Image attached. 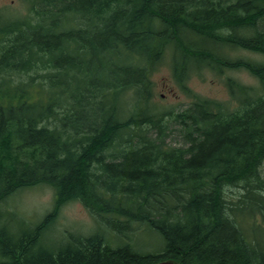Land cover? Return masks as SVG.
Segmentation results:
<instances>
[{
	"label": "trees",
	"instance_id": "16d2710c",
	"mask_svg": "<svg viewBox=\"0 0 264 264\" xmlns=\"http://www.w3.org/2000/svg\"><path fill=\"white\" fill-rule=\"evenodd\" d=\"M27 1L35 3L33 19L0 22V44L7 41L0 50V202L47 183L56 204L41 225L18 234L1 227L0 209V264H264V0ZM172 45L180 48L173 69L181 84L204 68L246 69L260 83L229 77L238 107L202 97L177 114L179 146L166 143L156 115L123 116L116 101L128 88L148 90L150 72ZM237 48L263 58L230 57L227 49ZM124 53L140 64L120 65ZM98 74L102 102L89 93ZM50 118L53 126L42 124ZM145 122L153 125L137 132ZM110 148L117 153L106 161ZM76 199L113 224L116 247L100 232L57 250L43 244L59 208ZM137 224L160 233L163 248L145 253L122 244Z\"/></svg>",
	"mask_w": 264,
	"mask_h": 264
},
{
	"label": "rangeland",
	"instance_id": "374dc122",
	"mask_svg": "<svg viewBox=\"0 0 264 264\" xmlns=\"http://www.w3.org/2000/svg\"><path fill=\"white\" fill-rule=\"evenodd\" d=\"M34 5V2L27 0H0V17L12 21L15 18H25L29 15L33 19L35 16L33 13ZM74 18L76 19L77 16H74ZM1 21H3V19H1ZM76 22L69 21L68 25L71 26L76 24ZM87 22L88 21H85L83 25L86 26ZM47 35L49 34H44V38L46 40H52L50 35L49 37ZM183 36L190 39L191 32L185 31V35ZM21 38V36H18V40H21L20 43H24L26 39ZM57 44H59V42ZM172 46L173 48L168 47L165 50L159 63L156 64L154 69L150 72L148 90L136 92L137 90L135 87L128 88L122 92L124 94H119L117 96L116 101L120 105L118 106L122 107L121 114L123 116L138 114L139 110V113L145 112L156 115L163 128L161 131L165 133L166 143L171 146H179L184 143V139L180 130L181 126L177 121V114L186 108H191V106L202 97L222 102L230 109L238 107V100L231 96L226 84L229 77L255 87H260V83L257 78L246 69L226 70L218 74L214 70L204 68L199 71L190 70L189 77L185 80L184 84H181L175 79V70L173 69V56L175 53L178 54L180 48L175 45ZM2 47L3 46H0V48ZM192 48L197 47L193 46ZM227 51L228 55L232 58L244 57L254 60L263 58L261 54L244 48L227 49ZM117 58L120 61L119 64L122 66L140 64L139 60L135 59L133 56L129 57L126 53L118 55ZM194 60L197 59L195 58ZM114 62L117 64L116 58H114ZM93 66L97 68L94 62ZM52 70L53 69L50 67L48 72L38 71L39 73L36 79L43 80L44 75L50 73ZM130 74L132 73L130 72ZM11 77L14 79H28L26 75H13ZM103 82L104 78L101 74H98V77H96L89 91L90 94H96L92 97L93 101L102 102L105 99V95L102 92L100 93L99 90ZM139 96L141 99H139ZM135 103L138 104V106L135 107L137 109H134L132 106ZM42 124L53 126L55 124V119L50 118ZM150 124L152 123L145 122L141 124L136 131L142 132L147 130ZM155 130V128H151L150 134H153ZM150 136L153 137V135ZM183 145H185V143ZM111 148L106 151V161L113 160L114 154L112 153H117V149ZM238 194L239 189L236 187H232L229 190V195L233 198H236ZM55 199V188L47 183L25 186L10 193L4 201L0 202L3 222L1 227L6 225L8 229L18 234L22 229L29 228L30 226L36 227L38 224L41 225L40 221L43 217L54 208ZM101 219L102 218L98 217L89 209L83 201L79 199L69 201L60 208L49 230H45L42 242L54 250H57L62 243L70 239L71 236H68L70 232L72 237L79 234L85 237L98 231L105 235V238L112 246L116 247L118 242L116 241L113 231V224H103ZM135 226H137L138 230H136L138 235L131 233L132 235L130 238H123L122 244H126L130 241L136 244L134 246L138 250L145 253L157 252L163 248L164 240L160 233L149 226L143 227L138 226V224ZM130 229L132 232V228Z\"/></svg>",
	"mask_w": 264,
	"mask_h": 264
},
{
	"label": "water",
	"instance_id": "95a60500",
	"mask_svg": "<svg viewBox=\"0 0 264 264\" xmlns=\"http://www.w3.org/2000/svg\"><path fill=\"white\" fill-rule=\"evenodd\" d=\"M152 264H181L180 262H177L173 259H166V260H162V261H158Z\"/></svg>",
	"mask_w": 264,
	"mask_h": 264
}]
</instances>
